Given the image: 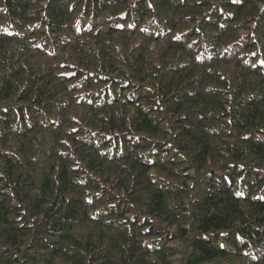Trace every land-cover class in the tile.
I'll return each instance as SVG.
<instances>
[{
	"label": "trees",
	"instance_id": "trees-1",
	"mask_svg": "<svg viewBox=\"0 0 264 264\" xmlns=\"http://www.w3.org/2000/svg\"><path fill=\"white\" fill-rule=\"evenodd\" d=\"M0 264H264V0H0Z\"/></svg>",
	"mask_w": 264,
	"mask_h": 264
}]
</instances>
